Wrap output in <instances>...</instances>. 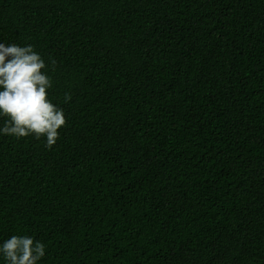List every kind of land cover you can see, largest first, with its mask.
Here are the masks:
<instances>
[{
	"label": "trees",
	"instance_id": "obj_1",
	"mask_svg": "<svg viewBox=\"0 0 264 264\" xmlns=\"http://www.w3.org/2000/svg\"><path fill=\"white\" fill-rule=\"evenodd\" d=\"M0 44L40 55L66 119L51 148L0 133V246L264 264V0H0Z\"/></svg>",
	"mask_w": 264,
	"mask_h": 264
},
{
	"label": "clouds",
	"instance_id": "obj_2",
	"mask_svg": "<svg viewBox=\"0 0 264 264\" xmlns=\"http://www.w3.org/2000/svg\"><path fill=\"white\" fill-rule=\"evenodd\" d=\"M45 67L31 45L0 44V118L5 119L0 133L17 139L45 137L46 147L51 148L66 119L48 99L52 81ZM70 99L66 94L65 100ZM0 253L8 264H37L45 255V245L31 237L12 236L0 246Z\"/></svg>",
	"mask_w": 264,
	"mask_h": 264
},
{
	"label": "bare ground",
	"instance_id": "obj_3",
	"mask_svg": "<svg viewBox=\"0 0 264 264\" xmlns=\"http://www.w3.org/2000/svg\"><path fill=\"white\" fill-rule=\"evenodd\" d=\"M85 4V3H84ZM128 5V4H127ZM114 11V10H113Z\"/></svg>",
	"mask_w": 264,
	"mask_h": 264
}]
</instances>
